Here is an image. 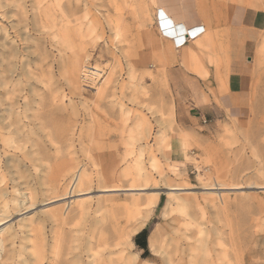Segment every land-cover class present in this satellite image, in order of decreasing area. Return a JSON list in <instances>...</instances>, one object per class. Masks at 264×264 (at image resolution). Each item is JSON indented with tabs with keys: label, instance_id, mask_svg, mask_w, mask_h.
Wrapping results in <instances>:
<instances>
[{
	"label": "rangeland",
	"instance_id": "1",
	"mask_svg": "<svg viewBox=\"0 0 264 264\" xmlns=\"http://www.w3.org/2000/svg\"><path fill=\"white\" fill-rule=\"evenodd\" d=\"M45 3L42 14L34 0H0V34L10 36L4 65L13 70V45L20 59L0 86V188L13 212L0 225V264H97L101 253L118 264L119 248L138 264H178L180 252L184 264H264V25H229L234 5L264 18V0H196L214 33L184 51L161 36L154 0ZM242 71L247 115L190 118L223 110L218 97ZM15 110L24 125L13 141ZM79 165L88 193L71 206L52 202ZM172 183L187 189L168 193ZM214 183L231 189H203ZM113 184L120 190L102 191ZM25 192L36 203L15 212L10 199ZM115 224L124 243L113 233L104 249L98 239Z\"/></svg>",
	"mask_w": 264,
	"mask_h": 264
},
{
	"label": "bare ground",
	"instance_id": "2",
	"mask_svg": "<svg viewBox=\"0 0 264 264\" xmlns=\"http://www.w3.org/2000/svg\"><path fill=\"white\" fill-rule=\"evenodd\" d=\"M45 1L46 0H34L35 7L42 14L45 12V8H46ZM26 10H24V12H23L25 21L27 19V17H26L27 16L26 15ZM159 10H162V9L159 8ZM159 12H160L159 13L160 15L158 14V18H157L158 30H159L161 36L164 37V39L167 38V37H169V34L172 35V44L175 46L174 40L175 39L177 40V39L180 38L178 36V33L174 32L177 29V24L173 22L172 27H167L166 25H168L169 23L166 22V21L165 22L163 21V19H165L167 17L165 16L164 13H161V11H159ZM163 12H165V11H163ZM11 27L13 28V41L16 42L17 40H20V39H19V31L17 30V25L14 23V21H13V26H11ZM121 27H122V24L121 23L116 24V28H117L116 34H118V32H119V30H120ZM172 29H175V30L172 31ZM9 38H10L9 34H5V35H1L0 34V86L3 84L4 78L5 79L8 78L9 75H11L12 72L14 73L16 71V69L19 66V62H20V59L18 58L19 50H18V47H17V44H16V45H13V70L11 68H8L7 69V67H5V65H4V59H5V53H6L5 47H6V43H7L6 41H8ZM187 38H188V35H187L186 39ZM184 39L185 38L181 35V42ZM20 99H21V97H19V96L13 97V106L15 104H18L20 102ZM24 104H28L26 100L24 101ZM19 125L20 126L21 125L22 126L24 125L23 124V118H22L21 112H18V110H15L13 112V127H14L13 128V135H9L8 136V139L11 140V138H13V141H14V138H16L17 135H18V133H19V131L17 130V128L20 127ZM0 130H1V128H0ZM141 168H142V165H141ZM113 172L114 171H112L110 173V175H109L111 179H113V178L115 179V176H114V173ZM138 175H140V174H138ZM139 177H141V176H139ZM88 180H89V178H85V173L83 172L82 165H79L78 167H76L71 172L69 181L64 186V190L65 191L62 194H59L57 196H55V195L52 196L50 198V199H52L51 201L54 202V201H58V200H63L64 201V204H65L64 206L69 205L71 203V201H72V197L78 196V195H82V194H85L86 195V193H88V189L82 188V184H84V182L85 181H88ZM15 187H16V185L13 184V179H12L11 188H12V190L14 189L15 191H17V189ZM59 187H60V183L57 180V182L55 183V190L57 191L59 189ZM232 188H234V187H232ZM142 189H144V187H141V186L140 187H128V188H126V190H142ZM166 189L168 190V193H176L177 191L184 190V189H187V188L186 187H183V186H179L178 184H173L172 183V184H169ZM203 189H205V190H214V192L217 193L218 190L231 189V188L225 186L222 183H214V184L207 185V186L205 185L203 187ZM115 190H120V188L118 187V185H114L113 184L110 187L105 188L102 191L105 192V191H115ZM11 192H13V191H11ZM6 195H7V188L6 187L0 188V201H3V203H4L3 204V207L4 208L3 209L1 208L2 210H0V225L2 223H5L6 221H8V219H10L12 217V215H13V212H10L8 210V208L6 207V205H7L6 204V198H5ZM155 199H156V196L155 197H151L150 199L147 200V202L145 204V207H146V210H145L146 215L150 211L151 207L155 204V201H156ZM10 200L11 201H14L13 202L14 203V206L13 207H14V211L15 212H19V211H22L24 209H28V208H30L31 206H33L36 203V200L34 199V197L30 193H26V194L22 193V198H17L15 196H12ZM43 200H45V199H42V201ZM46 203H48V202H46ZM69 206H71V205H69ZM67 208H69V207H67ZM78 209H79L80 214H87V212H88L87 206L85 205V203H79L78 204ZM142 223H143V221H142ZM2 229L3 228L0 229V233L2 232ZM111 229H113L114 231L112 230V232H110L109 227H107L106 228V231L109 230L107 232V235L108 236H106V237H100L98 239V244L99 245H102L104 247V249H107L108 246L110 245V240H111L110 234H113V233H115V235H117V238L120 240V243L121 244L124 243L123 238H122L123 237V232H124L123 229L121 227L119 229V227L116 224L113 225L111 227ZM118 229H119L120 233H118ZM14 236L15 235L13 234V237ZM31 244L33 245L32 240H31ZM117 244H119V242H116L115 243V245H117ZM2 247H3V239L0 237V254H1ZM114 252H117L116 262L118 264H138L137 255H134L132 257H128L124 253V249L123 248H119V249H117ZM38 253H39V247H38L37 244H35L32 247L31 254L33 256L34 255L35 256H38ZM179 254H180V258H179V261L180 262L178 264H184V263L181 262V260H182V252H180ZM102 257H103V254L102 253L99 256L97 254L94 256V258L97 260L96 262H98L97 264H105L106 263L105 261H103V258ZM109 261L110 260L107 261L108 262L107 264H110ZM91 263L92 262H89L88 264H91ZM189 264H199V263H197V261H194V260L192 261V259H190ZM205 264H207V263H205Z\"/></svg>",
	"mask_w": 264,
	"mask_h": 264
},
{
	"label": "crops",
	"instance_id": "3",
	"mask_svg": "<svg viewBox=\"0 0 264 264\" xmlns=\"http://www.w3.org/2000/svg\"><path fill=\"white\" fill-rule=\"evenodd\" d=\"M154 2L162 11H165L163 13L167 18L163 19V21L169 23L166 25L167 27H172L173 22L177 24V29H172L180 37L174 40L175 46L172 44V35L169 34V37L165 38V40L171 42L174 49L184 51V48L188 47L189 43L181 42V35L185 39L188 35V42H195L196 45H204L211 41L214 31H206L203 20L197 10L196 0H154ZM247 21H255L261 27L264 25V18L261 14L250 12L243 8L242 5H234L229 15L230 27L239 28ZM197 28L201 29L199 35H195V29ZM241 68L243 67L241 66ZM249 83L250 80L246 72L234 73L228 81V90L218 97L223 110L198 111L197 113L189 114L190 118L195 119L197 122L206 123V120L210 121L218 113L224 114V110H227L228 114L233 115V117L243 118L247 115V106L244 104V100L249 92Z\"/></svg>",
	"mask_w": 264,
	"mask_h": 264
},
{
	"label": "trees",
	"instance_id": "4",
	"mask_svg": "<svg viewBox=\"0 0 264 264\" xmlns=\"http://www.w3.org/2000/svg\"><path fill=\"white\" fill-rule=\"evenodd\" d=\"M144 232V230L140 231L139 233L136 234V237L139 236L140 234H142ZM135 243L141 247V248H144L145 247V242H142V243H138L136 242V239H135Z\"/></svg>",
	"mask_w": 264,
	"mask_h": 264
},
{
	"label": "built area",
	"instance_id": "5",
	"mask_svg": "<svg viewBox=\"0 0 264 264\" xmlns=\"http://www.w3.org/2000/svg\"><path fill=\"white\" fill-rule=\"evenodd\" d=\"M195 31H196L195 35H199L201 29L197 28V29H195ZM188 40H189V37H188L187 39H184V40L182 41V43H184V42L186 43Z\"/></svg>",
	"mask_w": 264,
	"mask_h": 264
}]
</instances>
